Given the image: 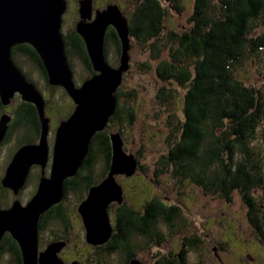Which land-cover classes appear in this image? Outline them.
<instances>
[{
	"label": "trees",
	"instance_id": "trees-1",
	"mask_svg": "<svg viewBox=\"0 0 264 264\" xmlns=\"http://www.w3.org/2000/svg\"><path fill=\"white\" fill-rule=\"evenodd\" d=\"M167 1L177 10L181 7L180 0ZM166 11L161 0H140L127 16L130 38L147 43L152 58L159 59L154 67L157 76L167 85L175 82L185 89L184 120L178 125L179 137L159 162L170 167L180 180L194 182L205 193L217 194L227 200H231L232 193H239L254 232L263 239V203L257 201L253 191L264 187V160L256 151L253 140L256 128L264 117V96L258 87L238 79L235 69L248 54L257 53L264 47V32L254 33L259 24L264 25V0H194L191 25L181 31H168V40L174 44L161 58L157 40L165 30ZM74 33L75 37H79L81 46L78 39L72 41L70 35L65 33V53L68 56L80 53L86 65L92 69L84 39L77 32ZM108 39L117 41L116 50L120 55V39L114 27L106 34V57ZM15 50H27L33 54L46 73L43 60L33 45L22 42L12 47V51ZM161 89L163 91H159V98L170 100L173 96L171 90L165 87ZM115 95L116 108L108 124L91 138L87 155L77 173L64 180V197L73 188L88 191L96 183L93 165L99 156L107 173L112 153L107 127L114 121L120 122L124 115L133 116L134 113L131 106L120 103V96L128 98L132 95L129 91L119 86ZM49 102L48 107H53L54 103ZM15 115L8 134L23 126L27 133L22 140L33 141L40 128L36 106L21 100ZM180 210L179 205L157 198L147 200L141 211L122 202L116 212V230L107 246L108 251L120 247L128 250L131 247V232L144 234L159 244L165 238L158 229L159 221L168 225L170 233L174 232ZM63 214L62 203L58 202L40 217L39 224L45 225L53 217L62 219ZM195 238L189 235L183 239L188 247L196 248L198 239ZM188 247L180 251V257H168L164 261L167 264H185Z\"/></svg>",
	"mask_w": 264,
	"mask_h": 264
},
{
	"label": "rangeland",
	"instance_id": "rangeland-1",
	"mask_svg": "<svg viewBox=\"0 0 264 264\" xmlns=\"http://www.w3.org/2000/svg\"><path fill=\"white\" fill-rule=\"evenodd\" d=\"M140 0H92L93 12L95 9H102L109 3H116L121 11L129 16ZM166 7L164 19L165 30L157 40L160 45V57L167 55L172 42L168 40V31L174 29L181 31L191 25L190 15L193 10L194 0H180V8L177 10L169 1L161 0ZM78 0H67L66 10L63 13L61 31L67 34L75 26L78 20ZM264 32V25H258L254 33ZM107 60L112 66H118V49L112 41L107 40ZM130 67L125 72L120 88L129 91L130 97L120 96V103L131 106L133 116L124 115L120 122L110 123L107 130L121 133L123 148L126 153H131L137 159V167L131 175L117 174L116 180L123 189V202L127 205L142 210L143 204L152 198L166 201L169 204L180 206L179 216L176 218L174 232L169 231L168 225L162 220L158 223V229L163 233L162 242L154 243L146 249L145 240L138 236L135 242L139 254L145 257L149 253L153 258L160 261L165 255L180 257V251L188 247L184 237L192 235L198 239L196 248L186 249V264H264V238L260 239L254 232V228L248 219L246 205L239 193L231 194V200L217 194L205 193L203 189L194 182L173 174L170 167L159 162L161 156L167 152L170 146L176 141L180 134L178 125L184 120L183 95L185 89L175 82L169 85L161 80L156 72L155 66L159 59L152 58L150 46L139 40L130 38ZM74 66L77 76L86 74L87 68L80 62ZM27 75L35 81L39 89L44 91L52 104L46 112L52 119L51 128H54L61 119L68 113L69 101H62L65 94L60 88L49 91L45 89L44 78L29 63L21 65ZM235 75L244 83L258 87L264 96V47L257 53L248 54L247 57L237 64ZM165 87L170 89L173 96L168 101L159 98V91ZM12 98L4 110L13 120L15 110L20 105V96ZM65 96V95H64ZM62 101V102H60ZM49 102V103H50ZM48 104V103H47ZM50 129V125H49ZM26 134V127L20 126L12 133L11 137L0 145V165L11 157L12 152L18 147L19 142ZM255 149L264 160V117L256 128L253 140ZM102 157L99 156L93 165V176L96 183H99L106 176ZM264 167V161H263ZM103 175V176H102ZM97 178V179H96ZM33 177L27 190L24 192V199L28 192L34 190ZM89 190V189H88ZM88 191L74 188L64 197L62 204L65 212L64 220H48L42 235L49 239L53 234L63 233L64 223L68 222L72 228L67 229L70 238L73 239L62 253L69 256V248L73 249L72 256L80 258L87 256L88 264H116L118 254L106 255L107 251L98 250L95 246H89L82 242V222L77 212V206L82 202ZM264 187L253 191L257 201L263 203L264 210ZM111 207L114 212L116 204ZM110 211L111 217L113 216ZM74 227V228H73ZM264 232V224L262 225ZM69 247V248H68ZM120 253V252H119Z\"/></svg>",
	"mask_w": 264,
	"mask_h": 264
},
{
	"label": "water",
	"instance_id": "water-1",
	"mask_svg": "<svg viewBox=\"0 0 264 264\" xmlns=\"http://www.w3.org/2000/svg\"><path fill=\"white\" fill-rule=\"evenodd\" d=\"M79 19L75 29L83 37L94 74L80 86L75 84L65 53L61 31L67 0H0V98L7 105L16 92L36 106L41 127L39 141L23 144L12 155L2 179L4 186L15 192L24 184L30 167L47 162L49 118L45 115V99L12 58V47L28 42L40 54L52 85H62L75 103L70 116L62 120L55 132L49 176H42L35 195L26 206L16 200L10 209L0 210V236L10 229L22 244L26 264H37L38 220L42 212L63 197V183L77 173L87 155L91 138L106 127L113 115L115 92L122 83L130 61V29L128 18L116 3H109L93 12L92 0H78ZM94 13V14H93ZM113 26L120 39L118 66H112L105 53L107 29ZM11 115L0 116V145L8 130ZM112 153L109 169L102 180L89 187L80 202L87 241L105 242L112 234L108 206L123 202V189L117 174L131 175L137 159L123 148L121 133L110 132ZM63 241L52 242L41 253V264H66L58 256ZM72 264H79L73 261ZM128 264H144L132 259Z\"/></svg>",
	"mask_w": 264,
	"mask_h": 264
},
{
	"label": "flooded vegetation",
	"instance_id": "flooded-vegetation-1",
	"mask_svg": "<svg viewBox=\"0 0 264 264\" xmlns=\"http://www.w3.org/2000/svg\"><path fill=\"white\" fill-rule=\"evenodd\" d=\"M106 6V5H105ZM78 7H79V4H78ZM101 8H104L101 7ZM78 14H79V11H78ZM94 14V13H93ZM78 19H79V15H78ZM77 22V21H76ZM76 22H75V25H76ZM113 26H109L107 31L110 30V28H112ZM74 31H76L75 29V26L72 30H70L67 34L70 35V38L72 41H75L77 40L79 37H75L74 36ZM78 33V32H77ZM79 34V33H78ZM80 35V34H79ZM81 36V35H80ZM82 37V36H81ZM83 38V37H82ZM80 39H78V43L80 45ZM113 43H115V47L117 48V41L116 40H113ZM17 45V44H16ZM81 46V45H80ZM85 48H86V45H85ZM120 55H118V58H119ZM12 58L15 62V64L22 70L23 74L25 75V77L34 83V85L38 88V86L36 85L35 81L32 80V78H30L27 73L24 71V69L21 67V65L23 64H26L29 63L30 65H32L34 67V69H36L38 71V73L42 76V78H44V83H45V89L46 88H50L49 91L51 90H56L58 88H60L62 91L65 92V94H62V96L64 97V99L62 101L65 100L66 101H69L70 100V105H72L68 110H69V113L68 115L64 118H68L70 116V114L73 112L74 108H75V103L73 102V100L71 99V97L68 95V93L66 92L65 88L62 86V85H52L49 83L48 81V76H47V72L44 73L43 69L41 66V63L37 60L36 57L33 56V54H31L30 52H28L27 50H15V51H12ZM72 58V60H71ZM67 60L70 62V67L72 69V74H73V79L75 81V84L77 86H80L83 81L87 78H89L90 76H92V69H90L87 65H86V60L81 56L80 53L78 52H75L74 54H70L69 56L67 55ZM76 62H80V64H82V66L85 68H87L86 70V74L84 73L83 76H77L76 74V71L73 69L74 66L75 68H77V64ZM44 68V67H43ZM46 71V69H44ZM46 74V75H45ZM38 90L44 94V91H42L41 89L38 88ZM19 94L20 96V100H23L21 98V95L20 93L16 92L13 96V98L17 97L16 95ZM45 95V94H44ZM43 95V96H44ZM65 95V96H64ZM46 96V95H45ZM44 96V99H45V115L49 118V125H50V129H49V132H48V135H47V142H48V157H47V162L46 164L44 165V167H42L41 164H38V163H35L33 164L31 167H30V170L28 172V175H27V178L24 182V184L18 189V192H15L12 188L8 187V186H4L3 183H2V179L5 175V171H6V168L12 158V155L14 154V152L20 147L22 146L23 144H29V143H36L39 141V137H40V128H39V132L37 131V136L35 137V139L32 141V140H26L27 141H24V140H21V142H19L18 144V147H16V149L12 152V155L11 157H9L6 162H4L2 165H0V210H6V209H10L14 202L17 200L21 206H26L28 204V202L31 200V198L35 195L36 191H37V188H38V185H39V182H40V178L44 175V176H49L50 175V170H51V164H52V154H53V145H54V139H55V132H56V129L59 125V123L64 120V119H61L58 124L54 127V128H51V121L52 119L50 118V116H48L47 112H46V109L48 108V98ZM12 100V99H11ZM25 101V100H23ZM60 101V102H62ZM32 103V102H31ZM34 104V103H33ZM54 106H56V102L54 104ZM6 109V105H1L0 106V116L2 113H4ZM37 110V109H36ZM38 113V112H37ZM13 121V118H11V121ZM10 122H9V126H10ZM40 127H41V122H40ZM8 130H9V127H8ZM7 130L4 138H3V141L1 142V145L3 143H5L12 135V133L9 135V131ZM27 133V132H26ZM9 135V136H8ZM3 146V145H2ZM33 177V181H34V190L33 191H30L27 193L26 195V198L24 199V192L27 190L29 184H30V181H31V178ZM69 192V191H68ZM67 192V193H68ZM66 196V195H65ZM63 204L64 202V196L61 198V200L59 201ZM58 203V202H57ZM125 203V202H123ZM56 204V203H55ZM116 204L115 208H114V212L112 211V209H110L111 207H114L113 205ZM122 204L121 203H118L116 201L112 202L109 206H108V213H109V218H110V221H111V225H112V234L111 236L103 243H99V244H93V243H90L87 241V238H86V234H87V231H86V227H85V224L83 222V219H82V216L80 214V212L78 211V206H77V212L80 216V219H81V222H82V227H83V231L81 232V240L83 243H85L86 245H89V246H95L96 249L98 250H103V251H107L108 253H106V255H113L115 253L118 254V259L116 260V264H128L132 259H138L140 260L141 262H143L144 264H167L165 261H166V258L168 257H173L172 255H164L162 260L160 261H157V260H153L151 262V260L149 259L150 258H153L154 256L147 253L145 254V257L144 256H141L139 254V251L137 249L138 244H136L135 242V237L138 239V236H140L142 239L145 240V245H146V249L148 250V248H150L151 246H154V241L153 239H150L151 237H146L144 234H141V233H137V232H131V235H130V245L131 247L126 250L125 248H118V249H115L113 251H108V244L110 243V240L112 239L113 237V234L116 230V224H117V217H116V212L118 210V206H120ZM54 205V204H53ZM52 205V206H53ZM51 206V207H52ZM49 207L46 211L42 212L40 217L45 213L47 212L48 210H50ZM63 207V206H62ZM133 208V207H132ZM64 210V208H63ZM143 210V208H142ZM110 211H112V214L113 216L111 217L110 215ZM40 217H39V220H40ZM65 218V212L63 214V218L60 219L58 217H53L51 218L52 220H64ZM39 220H38V230H37V236H38V243H37V255H36V263L37 264H41L40 263V258H41V253L47 248V246L52 243V242H58V241H63V244H62V247L61 249L58 251V256L63 259V261L66 263V264H72L73 261H77L79 262V264H88L87 261V256L85 257H78V256H72V253H73V249L76 247L74 246V244L72 245L71 248H69L68 250H70L69 253V256L67 257L66 255H64L62 253L64 247H67L70 242L73 240L70 238V233L69 231H67V229H71L72 226L71 224L68 222L67 223H64V228H63V233H61L60 235H57V234H53L51 236H49V239H46L45 236L42 235V232H43V229L45 228L46 226V223L45 225H42L40 226L39 224ZM264 224V222H263ZM74 228V227H73ZM153 229V228H152ZM22 244H20L19 240L13 235V233L11 232L10 229H5L1 236H0V264H26V260H25V257H24V254H23V248L21 246ZM120 252V253H119ZM180 256V255H179ZM165 260V261H164ZM186 264V263H185Z\"/></svg>",
	"mask_w": 264,
	"mask_h": 264
}]
</instances>
